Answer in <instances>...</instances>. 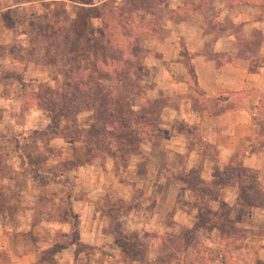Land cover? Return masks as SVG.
<instances>
[{
	"label": "rangeland",
	"instance_id": "1",
	"mask_svg": "<svg viewBox=\"0 0 264 264\" xmlns=\"http://www.w3.org/2000/svg\"><path fill=\"white\" fill-rule=\"evenodd\" d=\"M53 1L0 0V222H5L4 226L6 222L12 223L14 238L24 236L17 229L25 217L29 219V216L17 218L24 210H32V225L42 220L52 223L53 244L39 253L38 260L42 253L52 250L55 243H72L61 252L66 258L72 255L76 258L79 254L89 256V259L81 257L79 264H196V259L201 264H264V216L259 215L264 209V192L252 200L260 210L253 207L244 212L236 205L238 201L232 205L237 171L220 176L225 169L217 170L214 180L218 184L207 180L206 186L201 188L203 193L200 189L193 193L187 188L197 183L196 173L200 174L195 169L188 172L186 185L179 180L181 174L169 177L186 191V194L178 193L174 209L184 208L193 213L191 229L176 227L173 214L155 213L154 196L167 187L165 182L160 188L151 186L141 156L154 142L168 136L169 129L160 127L164 108L159 111L156 133L140 143L141 156L126 155L125 160L120 156L111 159L105 156L106 150L102 152L96 147H92L94 154L87 153L81 141L62 136L37 137L35 133L45 130L51 114L38 108L31 94L52 86L54 77L43 64V52L35 34L22 20L34 17L43 23L51 16L62 19L63 13L54 8ZM24 2L34 3L27 9L14 7L2 11L9 5ZM66 10L64 19L69 22L74 17V6L67 4ZM99 26V22L93 20L92 32ZM29 40L35 42L34 46H29ZM143 47L145 56V43ZM58 79L64 80L65 76L60 74ZM144 88L146 96L149 95V87ZM153 100L166 103L163 98ZM78 108L76 130L84 134L90 129L92 113L81 106ZM64 125L61 121L60 127ZM177 127L182 128V125ZM173 136L174 142L181 143V135ZM241 173L244 177L240 180L255 190L252 172L241 169ZM194 195L218 201L202 203ZM216 211L218 215L230 212L235 226L223 220L224 232L212 225L194 231L204 223L205 217H210L209 213ZM93 212L103 226L100 247L85 246L79 240L80 217L87 225ZM5 215L8 219H1ZM214 222L210 220L211 224ZM225 233H230L231 238H226ZM24 238L28 249L37 251L31 245L29 233ZM55 257L51 264H56Z\"/></svg>",
	"mask_w": 264,
	"mask_h": 264
},
{
	"label": "crops",
	"instance_id": "2",
	"mask_svg": "<svg viewBox=\"0 0 264 264\" xmlns=\"http://www.w3.org/2000/svg\"><path fill=\"white\" fill-rule=\"evenodd\" d=\"M154 14L147 19L154 31L145 42L143 85L150 89L148 98L166 100L160 127L169 133L140 156L151 186L165 182L167 187L154 196L155 213H170L178 193L186 194L171 176L195 169L203 180H211L241 153L238 165L255 174L256 196L264 192V0H167ZM175 134L182 136L181 143L173 141ZM234 191L232 205L236 186ZM31 213L17 214L19 219L29 216L17 228L22 238L11 235L10 221L7 226L0 222V264H35L39 253L52 246L53 224L42 220L32 225ZM191 217L184 208L174 209L176 227L191 229ZM88 221L80 217L79 240L100 247L103 226L97 213ZM27 233L37 251L28 249ZM81 257L89 259L85 254L66 258L64 252L55 258L56 264H79Z\"/></svg>",
	"mask_w": 264,
	"mask_h": 264
},
{
	"label": "trees",
	"instance_id": "3",
	"mask_svg": "<svg viewBox=\"0 0 264 264\" xmlns=\"http://www.w3.org/2000/svg\"><path fill=\"white\" fill-rule=\"evenodd\" d=\"M68 2L74 5L75 10L69 22L64 19ZM97 2L98 5H94L95 0H54L53 6L63 13L62 19L51 16L43 23L37 22L34 17L22 20L35 34L43 52V64L50 68L54 77L52 86L39 88L31 94L36 106L51 114L45 130L35 134L37 137L56 135L81 141L87 153L94 154L92 147H96L102 152L106 150L105 156L111 159L120 156L121 160H125L126 155L141 154V141L156 133L159 111L166 106L164 100L156 101L145 94L143 46L154 31V25L147 24L149 15L159 11L167 0ZM93 20L100 25L95 33L92 32ZM34 44L33 40H29V46ZM60 74L65 76L64 80L58 79ZM140 96L144 97L141 101L138 99ZM79 106L92 113L90 129L84 134L76 130ZM61 121L65 122L62 127ZM242 156L239 155L235 163L224 167V172L219 175L239 173L236 181L238 203H235L244 212H249L257 207L252 201L256 198V189L253 190L250 184L246 185V181L240 180L243 168L236 163ZM188 172L179 177L185 185L190 175ZM254 175L252 172L253 180ZM214 178L215 175L209 182L216 185L218 183ZM196 179L197 183L187 185V188L193 193L198 189L203 193L201 188L206 186L207 181L200 179L198 173ZM194 196L202 203L218 201L216 198L208 197L206 200L205 197L200 199ZM173 212L174 208L170 214ZM217 212L209 213L210 217H205L204 223L195 227L194 231L212 225L224 232L226 227L221 224L223 220L235 226L230 212L225 215H218ZM210 220L215 222L211 224ZM225 236L231 238L230 233H225ZM71 245L55 243L52 250L42 253L36 264H51L56 254ZM196 260V264H201Z\"/></svg>",
	"mask_w": 264,
	"mask_h": 264
}]
</instances>
